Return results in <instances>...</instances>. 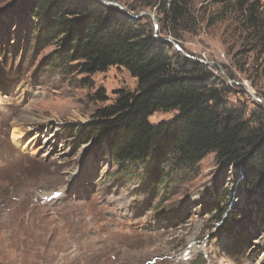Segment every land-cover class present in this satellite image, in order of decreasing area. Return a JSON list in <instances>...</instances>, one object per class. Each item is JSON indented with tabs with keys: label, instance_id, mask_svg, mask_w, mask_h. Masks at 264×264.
<instances>
[{
	"label": "rangeland",
	"instance_id": "374dc122",
	"mask_svg": "<svg viewBox=\"0 0 264 264\" xmlns=\"http://www.w3.org/2000/svg\"><path fill=\"white\" fill-rule=\"evenodd\" d=\"M20 1L0 0V264H264V202L238 191L236 167L209 154L176 172L170 188L153 189L142 172L124 174L104 143L69 139L118 91L136 92L138 80L124 67L88 77L49 65L58 47L34 45L36 21L18 13ZM94 1L168 43L177 68L204 61L247 120L264 110V56L233 15L215 22L216 0ZM173 3L186 10L182 19ZM100 89L107 102L95 99ZM233 212L245 231L225 227Z\"/></svg>",
	"mask_w": 264,
	"mask_h": 264
},
{
	"label": "trees",
	"instance_id": "16d2710c",
	"mask_svg": "<svg viewBox=\"0 0 264 264\" xmlns=\"http://www.w3.org/2000/svg\"><path fill=\"white\" fill-rule=\"evenodd\" d=\"M216 3L223 13L215 22L233 15L235 24L252 39L254 50L264 56L262 0ZM171 7L182 19L181 10H186L176 3ZM16 9L36 21V47H58L49 65H73L88 77L124 67L138 80L136 92L118 91L115 102L98 109L92 122L72 127L69 139L78 138L81 145L104 143L124 174L142 172L153 189L170 188L176 172L215 154L221 166L239 170L244 188L238 186V191L258 197L255 205L262 206L264 110L247 120L246 110L225 101L229 85L209 73L205 64L188 59L177 68L168 56L169 44L155 42L150 32L116 7L94 0H21ZM84 81L93 85L88 78ZM95 99L108 101L103 89ZM172 111L178 112L172 121L150 122L155 113ZM238 217L236 212L228 214L225 227L234 228L237 222L245 231L248 223Z\"/></svg>",
	"mask_w": 264,
	"mask_h": 264
},
{
	"label": "water",
	"instance_id": "95a60500",
	"mask_svg": "<svg viewBox=\"0 0 264 264\" xmlns=\"http://www.w3.org/2000/svg\"><path fill=\"white\" fill-rule=\"evenodd\" d=\"M112 5H113V4H112ZM176 47L179 48L178 45H176ZM179 50H180V49H179ZM187 57H188V56H187ZM189 58H190V57H189ZM201 63L206 64L204 61H202Z\"/></svg>",
	"mask_w": 264,
	"mask_h": 264
},
{
	"label": "bare ground",
	"instance_id": "6f19581e",
	"mask_svg": "<svg viewBox=\"0 0 264 264\" xmlns=\"http://www.w3.org/2000/svg\"><path fill=\"white\" fill-rule=\"evenodd\" d=\"M16 137V136H15ZM18 139H15V141H17ZM17 143V142H16ZM15 145H17V144H15Z\"/></svg>",
	"mask_w": 264,
	"mask_h": 264
}]
</instances>
